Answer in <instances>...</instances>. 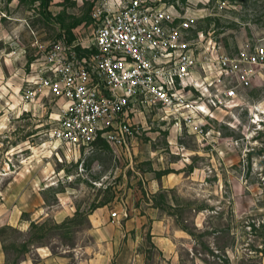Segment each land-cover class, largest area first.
Returning <instances> with one entry per match:
<instances>
[{"label": "rangeland", "instance_id": "1", "mask_svg": "<svg viewBox=\"0 0 264 264\" xmlns=\"http://www.w3.org/2000/svg\"><path fill=\"white\" fill-rule=\"evenodd\" d=\"M158 1L194 14L187 38L199 57V79L216 75L219 50L233 56L264 45V0ZM101 2L0 0V264H21L31 244L85 239V213L99 203L121 218L128 203H155L177 228L171 264H264V79L238 88L232 105L207 117L203 136L174 131L155 108L135 117L127 148L100 140L68 155L50 141L55 100L25 97L24 79L40 55L35 41L69 43L77 32L86 38ZM161 175L174 178L173 188L151 192L142 178ZM60 201L71 207L76 227L54 224ZM41 210L46 216L28 231L8 219ZM143 245L147 264H160L147 236Z\"/></svg>", "mask_w": 264, "mask_h": 264}, {"label": "built area", "instance_id": "2", "mask_svg": "<svg viewBox=\"0 0 264 264\" xmlns=\"http://www.w3.org/2000/svg\"><path fill=\"white\" fill-rule=\"evenodd\" d=\"M193 21L188 9L158 0H102L86 38L77 32L69 43L35 41L40 55L24 79L25 97L55 100L50 141L68 155L100 140L127 148L135 117L155 108L174 131L203 136L207 117L232 105L238 88L264 79V45L233 56L219 50L216 75L199 79V57L187 38Z\"/></svg>", "mask_w": 264, "mask_h": 264}, {"label": "crops", "instance_id": "3", "mask_svg": "<svg viewBox=\"0 0 264 264\" xmlns=\"http://www.w3.org/2000/svg\"><path fill=\"white\" fill-rule=\"evenodd\" d=\"M40 43L39 46H43ZM37 47V46H36ZM174 178L167 175L152 177L150 180L142 178L143 183L153 190L151 192L165 191L173 188ZM154 197V194H152ZM109 203H99L85 213L86 228L84 238L77 237L72 245H59L52 247L49 244H31L21 264H147L149 258L144 255V237L161 252L160 264H171L176 249L177 228L162 215L160 208L155 203L147 206H131L125 208L127 216L117 218L110 216ZM42 209V207L40 208ZM47 210L39 212L38 216L30 213V218L20 215L8 214V219H13L20 224V231H28L32 224L39 222L46 216ZM71 207L65 206L60 201V206L54 215L55 225L60 228L65 226L76 227L72 222ZM148 220V225L145 221ZM119 221V222H118ZM73 232V231H72ZM3 257L2 242L0 241V262Z\"/></svg>", "mask_w": 264, "mask_h": 264}]
</instances>
